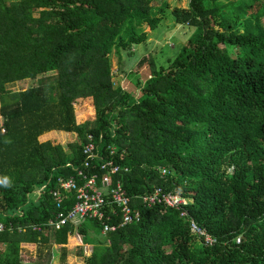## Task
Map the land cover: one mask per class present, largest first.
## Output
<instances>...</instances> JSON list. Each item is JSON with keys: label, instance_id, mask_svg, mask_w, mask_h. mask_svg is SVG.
<instances>
[{"label": "trees", "instance_id": "obj_1", "mask_svg": "<svg viewBox=\"0 0 264 264\" xmlns=\"http://www.w3.org/2000/svg\"><path fill=\"white\" fill-rule=\"evenodd\" d=\"M150 2L0 0V264H27L22 248L33 245L61 246V261L45 264H66L75 234L92 247L83 264H264V0ZM169 17L190 39L165 66L150 61L135 96L114 87L112 55L144 44V29ZM49 71L52 82L6 88ZM86 98L95 120L77 125L74 104ZM50 132L77 140L68 151L38 141ZM89 135L99 155L84 168ZM109 160L141 221L106 237L93 221L50 226L57 180L82 186L78 172L101 177ZM157 188L186 198V216L145 205ZM60 192L67 213L76 195Z\"/></svg>", "mask_w": 264, "mask_h": 264}, {"label": "rangeland", "instance_id": "obj_2", "mask_svg": "<svg viewBox=\"0 0 264 264\" xmlns=\"http://www.w3.org/2000/svg\"><path fill=\"white\" fill-rule=\"evenodd\" d=\"M161 1L151 0L150 6L157 9ZM166 2H168L170 7L175 6L181 9L186 8L188 4L187 0H166ZM144 31L148 37L144 44L132 47L128 52H122L120 55L113 54L111 57L113 86L129 91L134 96L137 94V90L132 83L135 79L143 80L150 75V61L155 64L156 69L160 66H165L167 59L173 58L193 34L192 29L175 25L170 17L163 20L155 31L150 32L148 28H145ZM55 79L56 72L49 71L48 74L39 79L15 82L6 85V88L10 91H19L37 85L41 80L52 82ZM74 114L77 125L93 122L95 120V109L92 99L77 100L74 104ZM76 140L75 134L63 132L46 133L38 139L40 143L48 142L53 146H61L64 151H68V145L76 142ZM40 194V190H38L29 198L36 200ZM81 239L82 236L79 234L69 237L68 244L65 246L67 250L66 264H83L84 258L79 256L80 252L85 257L91 255L92 247L83 245ZM2 249L3 247L0 246V250ZM61 254V246L42 245L37 247L33 245L29 248H22L21 258L27 264H45L48 261L59 263Z\"/></svg>", "mask_w": 264, "mask_h": 264}, {"label": "built area", "instance_id": "obj_3", "mask_svg": "<svg viewBox=\"0 0 264 264\" xmlns=\"http://www.w3.org/2000/svg\"><path fill=\"white\" fill-rule=\"evenodd\" d=\"M82 153L85 158L83 167L89 168L90 162L99 155L91 135L87 137V143L84 145ZM109 153L114 154V149L111 148ZM100 169L104 171L101 177L96 174L87 176L83 171L78 172L77 174L85 180L82 186L78 185L75 178L65 181L57 180L59 192L53 191L50 192V195L52 198H56V206L59 211L48 222L50 226L60 229L68 223L79 225L86 220L93 221L101 224V236L106 237L110 233L141 221V213L132 207L131 198L126 195L122 182L118 179L114 181L112 178L121 171L120 167L109 160L102 163ZM124 170L126 171V169ZM162 174L165 175L166 170H163ZM60 191H72L76 195V203L67 213L62 212L66 198ZM142 202L148 207L165 204L170 208L181 210L180 216H186V212L181 207L187 204L188 200L179 195L166 193L161 188H157L151 195L143 196ZM2 230L0 224V233ZM34 230H40V228L34 227ZM190 231L207 244L214 242L204 230L199 229L193 222L190 223Z\"/></svg>", "mask_w": 264, "mask_h": 264}]
</instances>
